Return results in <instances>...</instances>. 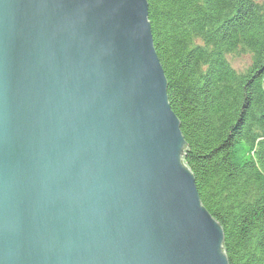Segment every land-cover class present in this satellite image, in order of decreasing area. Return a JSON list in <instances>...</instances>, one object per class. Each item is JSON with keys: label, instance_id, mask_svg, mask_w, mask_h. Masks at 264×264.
Returning a JSON list of instances; mask_svg holds the SVG:
<instances>
[{"label": "water", "instance_id": "water-1", "mask_svg": "<svg viewBox=\"0 0 264 264\" xmlns=\"http://www.w3.org/2000/svg\"><path fill=\"white\" fill-rule=\"evenodd\" d=\"M183 149L147 0H0V264H228Z\"/></svg>", "mask_w": 264, "mask_h": 264}, {"label": "trees", "instance_id": "trees-1", "mask_svg": "<svg viewBox=\"0 0 264 264\" xmlns=\"http://www.w3.org/2000/svg\"><path fill=\"white\" fill-rule=\"evenodd\" d=\"M183 163L228 264H264V0H147ZM249 54L244 71L230 63Z\"/></svg>", "mask_w": 264, "mask_h": 264}, {"label": "rangeland", "instance_id": "rangeland-1", "mask_svg": "<svg viewBox=\"0 0 264 264\" xmlns=\"http://www.w3.org/2000/svg\"><path fill=\"white\" fill-rule=\"evenodd\" d=\"M228 59L231 65L238 71H244L251 63V56L249 54L233 55Z\"/></svg>", "mask_w": 264, "mask_h": 264}]
</instances>
